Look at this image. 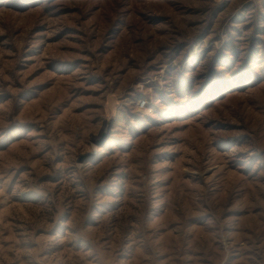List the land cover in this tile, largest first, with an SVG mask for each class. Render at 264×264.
Listing matches in <instances>:
<instances>
[{
  "label": "rangeland",
  "instance_id": "obj_1",
  "mask_svg": "<svg viewBox=\"0 0 264 264\" xmlns=\"http://www.w3.org/2000/svg\"><path fill=\"white\" fill-rule=\"evenodd\" d=\"M0 264H264V0H0Z\"/></svg>",
  "mask_w": 264,
  "mask_h": 264
},
{
  "label": "built area",
  "instance_id": "obj_2",
  "mask_svg": "<svg viewBox=\"0 0 264 264\" xmlns=\"http://www.w3.org/2000/svg\"><path fill=\"white\" fill-rule=\"evenodd\" d=\"M141 104H143V108L147 106V102L145 101L141 102Z\"/></svg>",
  "mask_w": 264,
  "mask_h": 264
},
{
  "label": "water",
  "instance_id": "obj_3",
  "mask_svg": "<svg viewBox=\"0 0 264 264\" xmlns=\"http://www.w3.org/2000/svg\"><path fill=\"white\" fill-rule=\"evenodd\" d=\"M102 137H105V134H103V136Z\"/></svg>",
  "mask_w": 264,
  "mask_h": 264
},
{
  "label": "clouds",
  "instance_id": "obj_4",
  "mask_svg": "<svg viewBox=\"0 0 264 264\" xmlns=\"http://www.w3.org/2000/svg\"><path fill=\"white\" fill-rule=\"evenodd\" d=\"M141 107H143V104H141Z\"/></svg>",
  "mask_w": 264,
  "mask_h": 264
}]
</instances>
